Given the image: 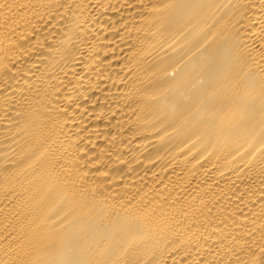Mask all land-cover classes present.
<instances>
[{
	"label": "bare ground",
	"instance_id": "bare-ground-1",
	"mask_svg": "<svg viewBox=\"0 0 264 264\" xmlns=\"http://www.w3.org/2000/svg\"><path fill=\"white\" fill-rule=\"evenodd\" d=\"M0 264H264V0H0Z\"/></svg>",
	"mask_w": 264,
	"mask_h": 264
}]
</instances>
